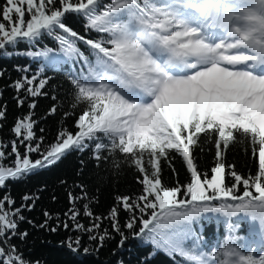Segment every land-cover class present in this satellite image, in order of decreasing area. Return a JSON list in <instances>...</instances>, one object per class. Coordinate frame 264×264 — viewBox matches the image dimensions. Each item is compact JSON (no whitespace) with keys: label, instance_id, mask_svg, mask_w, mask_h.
I'll return each instance as SVG.
<instances>
[{"label":"snow or ice","instance_id":"snow-or-ice-1","mask_svg":"<svg viewBox=\"0 0 264 264\" xmlns=\"http://www.w3.org/2000/svg\"><path fill=\"white\" fill-rule=\"evenodd\" d=\"M70 15L81 19L84 34L66 22ZM3 58L28 61L13 65L14 80L0 67V79L10 80L0 99L10 88L17 107L29 111L16 118L13 138H0V264H40L25 255L29 232L22 223L76 233L61 243L85 255L83 235L98 251L115 234L119 249L130 239L149 248L140 264L161 253L173 264H264V0H4ZM57 70L71 86L62 116L76 117L75 130L61 126L45 144L36 134L35 98L52 87L57 103L47 115L59 110L61 86L51 85L49 75ZM6 113L0 104V128ZM206 145L215 153L213 166L202 171L194 153L211 151ZM235 145L250 152L255 172L241 174L226 163ZM70 152H90L97 161L103 155L116 170L133 168L140 192L117 197L108 215L99 216L86 187L75 184L80 192L69 190L64 219L45 210L37 224L24 213L39 195L26 193L17 205L9 185ZM177 157L189 175L170 186L161 161L175 177ZM216 222L225 234L209 244L200 227Z\"/></svg>","mask_w":264,"mask_h":264},{"label":"trees","instance_id":"trees-1","mask_svg":"<svg viewBox=\"0 0 264 264\" xmlns=\"http://www.w3.org/2000/svg\"><path fill=\"white\" fill-rule=\"evenodd\" d=\"M3 2L4 0H0V5ZM66 22L74 30L84 34V28L79 17L70 15ZM44 43L53 47L56 46L51 40H46ZM20 47L23 48L24 45L22 44ZM26 63L28 61L23 58L0 59V67H6L8 75L13 80L19 75L13 70V65ZM39 63H43V61ZM33 67H35V63ZM65 68H67V65ZM49 75L54 77L50 82L51 85L61 86L56 91V95L62 103L54 115H47L53 104L57 103V101L51 99L53 88L49 87L46 89L48 96L35 98L37 107L34 110V119L38 121L36 134L37 136H44L45 144L55 141L57 132L61 126L74 131L73 125L76 119L75 116H70L67 119H64L62 116V113L68 110L67 98L68 93L71 92V86L66 80L64 70H57L54 73L49 72ZM9 83L10 80L7 78L0 79V88ZM14 95V91L9 88L4 91L3 99H0V104L7 105L6 119L2 122L4 126L0 128V138L4 140L13 138L10 130L16 118L29 111L27 105L23 108L17 107L16 101L13 99ZM41 128L44 129L43 133L39 131ZM205 147L206 149L211 148V151L206 150L200 153L197 150L194 153L200 157L197 163L202 171L210 169L213 166L215 153V149L211 145H206ZM241 148L242 145L230 146L226 155V163L235 164L236 170L241 174H247L249 169L255 172V161L251 158L250 152L246 156ZM20 150L24 151L22 147ZM36 158V155L33 154L32 159ZM173 164L178 174L175 177L168 165L164 161H161L162 179L170 186L177 179L180 183H184L189 175L179 157L173 161ZM137 175L139 174L131 167H121L119 170L114 169L111 162L106 161L103 155L97 161L92 159L90 152H70L55 165L38 170L35 174L28 176L22 181L10 183L9 188L11 195L17 201V205H19L21 197L26 193L39 195L36 207L31 212L24 213L29 219L39 224L44 220L43 212L45 210L54 215L59 214L60 219H64L63 214L70 207L68 200L69 190L73 191L74 194L80 192L79 188L73 187L75 184L84 185L89 196L94 198L91 203V210L96 215L106 216L109 210L117 203V197L132 196L140 192L141 185L137 183ZM62 181L66 183H62ZM53 196L56 197L55 200H53ZM125 218L126 213L121 212V222ZM80 219L85 225L89 224L88 218L82 216ZM50 223L54 225L55 220L50 221ZM20 227L22 230L27 229L29 232L26 245H22L25 255L32 260L40 261V264H118L121 260L124 264H140V259L149 251L148 247L132 239L127 242L126 250L119 249L117 248V242L120 240V236L115 234H113L115 239L106 241L104 246L99 248L98 251H93L96 247V242L89 241L88 236L83 235L81 240L82 245H88L90 248V254L85 255L82 249L80 252H73L66 245H62L61 242L65 241L70 235H76L74 232L65 231L63 227L54 233L33 228L28 223H22ZM102 227H108V222L105 221ZM200 231L209 244L221 240L225 234L220 222L205 223L200 227ZM246 232L247 224L244 223L241 226L240 234L245 235ZM13 242L20 243L18 240H14ZM151 264H173V261L161 253L152 259Z\"/></svg>","mask_w":264,"mask_h":264}]
</instances>
